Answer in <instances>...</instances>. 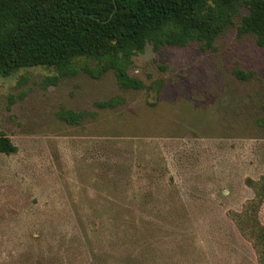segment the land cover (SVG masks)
Here are the masks:
<instances>
[{
	"label": "rangeland",
	"instance_id": "rangeland-1",
	"mask_svg": "<svg viewBox=\"0 0 264 264\" xmlns=\"http://www.w3.org/2000/svg\"><path fill=\"white\" fill-rule=\"evenodd\" d=\"M238 22L212 49L147 45L129 69L138 90L112 71L0 76V131L16 146L0 152V264H260L264 46ZM60 109L97 114L70 125Z\"/></svg>",
	"mask_w": 264,
	"mask_h": 264
},
{
	"label": "trees",
	"instance_id": "trees-1",
	"mask_svg": "<svg viewBox=\"0 0 264 264\" xmlns=\"http://www.w3.org/2000/svg\"><path fill=\"white\" fill-rule=\"evenodd\" d=\"M244 6L248 12L241 14ZM235 17L237 33L251 34L264 46V0H0V76L41 65L57 70L48 79L56 84L62 76L80 70L93 78L112 71L124 92L142 89L144 81L129 72L136 53L147 45L157 50L193 42L203 50L212 49ZM234 71L239 78L248 76ZM124 102L122 95H116L94 106L103 110ZM96 114L58 111V117L70 125H80ZM15 151L11 139L0 131V152ZM254 243L259 263L264 264L263 229Z\"/></svg>",
	"mask_w": 264,
	"mask_h": 264
}]
</instances>
